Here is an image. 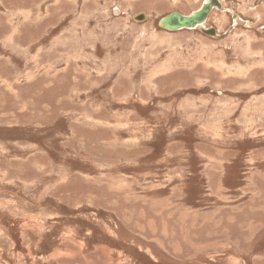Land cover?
<instances>
[{
  "label": "rangeland",
  "instance_id": "obj_1",
  "mask_svg": "<svg viewBox=\"0 0 264 264\" xmlns=\"http://www.w3.org/2000/svg\"><path fill=\"white\" fill-rule=\"evenodd\" d=\"M201 1L0 0V264H264V0Z\"/></svg>",
  "mask_w": 264,
  "mask_h": 264
},
{
  "label": "water",
  "instance_id": "obj_2",
  "mask_svg": "<svg viewBox=\"0 0 264 264\" xmlns=\"http://www.w3.org/2000/svg\"><path fill=\"white\" fill-rule=\"evenodd\" d=\"M211 9V3L210 0H204V2L201 4L200 8L193 12L192 15L189 16H183L177 12H171L159 20V24L162 28L167 30H178L181 28H192L197 23H202L204 21L205 17L209 13ZM138 20H143L144 15L143 13L137 14L135 17ZM200 30L203 32L208 33L206 30H204L202 27H200ZM260 31L264 32V26L260 28Z\"/></svg>",
  "mask_w": 264,
  "mask_h": 264
},
{
  "label": "flooded vegetation",
  "instance_id": "obj_3",
  "mask_svg": "<svg viewBox=\"0 0 264 264\" xmlns=\"http://www.w3.org/2000/svg\"><path fill=\"white\" fill-rule=\"evenodd\" d=\"M180 2H184V4L187 5V6L190 7V8H191L193 5L197 4V0H192V2H190V3H187V2H185V1H183V0H180ZM203 2H204V0H202V1L200 2L199 6H198L197 8H195V9L192 8V9L189 10L187 13H184L183 11H180V10H172V11H169V12H165V13H163V15L165 16V15L171 13V12H177V13L183 15V16H189V15H192L193 12H195L196 10H198ZM210 3H211V9H210L209 13L207 14V16L205 17L204 21H202V23H197V24H196L194 27H192V28H181V29L174 30V31H180V30H199V31H201V30H200V27H202L204 30H206V31L208 32L207 34H210V35H212V36H216V35H217V34H216V29H215L214 27H212V26H207V25H206V22H207V20H208V15H209L212 11H214V10H218L219 8H221V7L223 6V3L221 2V0H210ZM139 14H140V13H139ZM163 15H162V16H163ZM162 16H161V17H162ZM228 16H229L230 21H231V20H232V12H231V11H228ZM262 26H264V23L261 25V27H262ZM166 30H167V29H166ZM202 32H203V31H202ZM205 33H206V32H205Z\"/></svg>",
  "mask_w": 264,
  "mask_h": 264
},
{
  "label": "bare ground",
  "instance_id": "obj_4",
  "mask_svg": "<svg viewBox=\"0 0 264 264\" xmlns=\"http://www.w3.org/2000/svg\"><path fill=\"white\" fill-rule=\"evenodd\" d=\"M233 13V12H232ZM170 31H174V30H170Z\"/></svg>",
  "mask_w": 264,
  "mask_h": 264
}]
</instances>
